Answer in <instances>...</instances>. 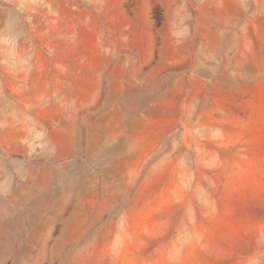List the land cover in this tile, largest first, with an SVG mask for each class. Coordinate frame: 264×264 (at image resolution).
<instances>
[{"label":"rangeland","instance_id":"374dc122","mask_svg":"<svg viewBox=\"0 0 264 264\" xmlns=\"http://www.w3.org/2000/svg\"><path fill=\"white\" fill-rule=\"evenodd\" d=\"M0 264H264V0H0Z\"/></svg>","mask_w":264,"mask_h":264}]
</instances>
